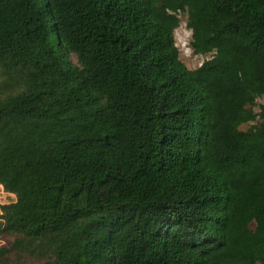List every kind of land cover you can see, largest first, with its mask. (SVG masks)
<instances>
[{
  "label": "trees",
  "instance_id": "obj_1",
  "mask_svg": "<svg viewBox=\"0 0 264 264\" xmlns=\"http://www.w3.org/2000/svg\"><path fill=\"white\" fill-rule=\"evenodd\" d=\"M263 95L264 0H0L1 263L264 264Z\"/></svg>",
  "mask_w": 264,
  "mask_h": 264
},
{
  "label": "rangeland",
  "instance_id": "obj_2",
  "mask_svg": "<svg viewBox=\"0 0 264 264\" xmlns=\"http://www.w3.org/2000/svg\"><path fill=\"white\" fill-rule=\"evenodd\" d=\"M181 23L179 27L175 30V40L176 44L180 51L181 60L186 64L189 68H197L202 65L203 62L210 59L212 54H197L194 52L192 48V30L188 27V14L182 13L181 14ZM264 103V95L262 97L257 98V103L254 106L256 112L260 111V104ZM258 120L255 122H250L243 124L241 126L242 129L246 130L250 128L253 124H257ZM16 197L13 194L8 193L4 190V188L0 185V220L2 214V204L10 203L15 201ZM256 224H252V228H255ZM17 237L16 234L5 233L0 228V248L12 246L15 238ZM43 253L41 251H36L35 254L21 252H13L10 254L11 262L8 264H40L44 259ZM0 264L1 261H0Z\"/></svg>",
  "mask_w": 264,
  "mask_h": 264
}]
</instances>
